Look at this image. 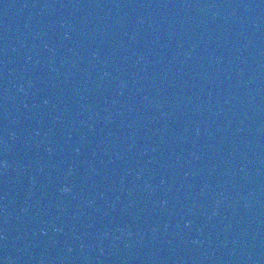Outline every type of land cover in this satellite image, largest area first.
Masks as SVG:
<instances>
[{"label":"water","instance_id":"1","mask_svg":"<svg viewBox=\"0 0 264 264\" xmlns=\"http://www.w3.org/2000/svg\"><path fill=\"white\" fill-rule=\"evenodd\" d=\"M0 264H264V0H0Z\"/></svg>","mask_w":264,"mask_h":264}]
</instances>
